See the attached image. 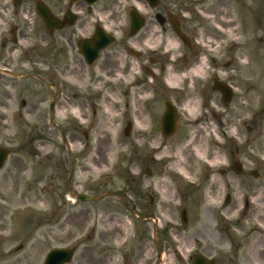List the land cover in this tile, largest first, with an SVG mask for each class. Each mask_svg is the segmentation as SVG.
Here are the masks:
<instances>
[{
  "label": "flooded vegetation",
  "instance_id": "obj_1",
  "mask_svg": "<svg viewBox=\"0 0 264 264\" xmlns=\"http://www.w3.org/2000/svg\"><path fill=\"white\" fill-rule=\"evenodd\" d=\"M118 1L90 5L71 0H0V124L13 122L4 130L19 136L22 118L43 121L53 116L55 108L63 106L69 78L83 82L86 69L96 99L97 84L102 82L127 96L119 91L120 85L126 86L123 79L128 81L126 88L138 95L151 93L153 97L140 110L150 174L168 172L177 160L175 149L185 165L192 167L197 157L208 164L197 183L205 186V199L195 205L197 251L191 264L199 254L212 264H264V119L260 106L249 107L245 84L249 90L255 86L252 70L239 71L238 78L204 47L208 28L200 12L219 16V8L215 12L216 5H193L188 19L179 5L164 6L162 11L141 5L137 9L142 27L133 34L130 14L136 7L117 5ZM169 15L179 23L180 35L174 32ZM99 27L112 43L88 65L83 53L87 47L97 50ZM167 28L173 35L165 43ZM203 61L198 72L195 69ZM223 87L228 91H221ZM167 118L172 121L169 125ZM215 126L221 144L209 137ZM17 150L18 154L23 147ZM165 150L169 157L162 155ZM216 160L224 166L217 171ZM11 171L15 176V169ZM199 241L205 242L200 251Z\"/></svg>",
  "mask_w": 264,
  "mask_h": 264
},
{
  "label": "rangeland",
  "instance_id": "obj_2",
  "mask_svg": "<svg viewBox=\"0 0 264 264\" xmlns=\"http://www.w3.org/2000/svg\"><path fill=\"white\" fill-rule=\"evenodd\" d=\"M112 1L102 0L99 5ZM140 4L145 2L119 0L117 5ZM175 5L184 7L188 19L193 5H216L214 11L221 9L219 16L200 12L207 22L208 55L238 78L239 71L252 70L255 86L249 90L245 84L252 103L249 107L260 106L264 119V0H162L157 10ZM224 16L234 21L233 38L222 37L217 30ZM163 34L165 43L170 42L172 32L167 28ZM243 76L251 78L246 73ZM88 78V69L81 83L69 78L70 87L62 100L63 113L57 110L53 121L22 118L20 135L14 137L13 131L4 130L10 125L8 121L0 124V146L15 151L17 146L23 147L18 153L20 160L12 157L0 171V264H43L50 250L66 246L77 247L69 264H191L190 258L197 251L195 205L205 199V186L197 183L207 162L197 157L192 167L185 165L175 149L177 160L170 164L168 172L154 171L148 177L140 110L153 95H138L135 89L126 88L128 81L123 79L126 86L118 85L119 91L127 92V96L102 82L97 84L96 99V89ZM74 84L77 88L71 86ZM76 107L79 114H75ZM130 116L135 128L127 137L123 130ZM209 137L222 143L216 126ZM76 141L78 145L72 150ZM261 145L264 146V124ZM99 154L106 157L102 171L79 177L84 167H94ZM169 154L165 150L162 155ZM22 161L33 163L25 167ZM183 166L185 170L181 172ZM220 167L224 166L214 161L213 169ZM14 169L15 176H11ZM76 193L96 199L77 200L73 196ZM184 209L187 225L181 218ZM79 214L90 216L89 224L85 225L87 217ZM112 216L128 224L123 239L105 232V222ZM80 217L85 218L82 225L77 220ZM204 243L199 241L198 251ZM21 244L23 249L16 251Z\"/></svg>",
  "mask_w": 264,
  "mask_h": 264
},
{
  "label": "bare ground",
  "instance_id": "obj_3",
  "mask_svg": "<svg viewBox=\"0 0 264 264\" xmlns=\"http://www.w3.org/2000/svg\"><path fill=\"white\" fill-rule=\"evenodd\" d=\"M219 12L221 13V11L219 10ZM226 13V11H225ZM215 17V16H214ZM234 23V21L228 17H222L220 19V22L217 23V30L221 33L222 37H224V35L226 36H230L231 38H233L234 36V32L236 31V29L233 28L232 24ZM218 42V41H217ZM204 61L200 62V65L198 67H196L195 70H197L198 72L200 71V69L204 66ZM60 113H63V108L60 110ZM75 113L79 114V109L76 108L75 109ZM78 145V141L72 143L71 149H75ZM106 164V157L105 155H101L99 154V156H97V163H95L94 167L92 168H88V167H84L82 169V171L80 172L81 174H79V177H81V175H88V174H99L100 171H102L103 167ZM84 215V217H87L88 221L85 225L89 224L90 221V216L85 215V214H79L78 216H82ZM84 217H80L78 218V222L79 224L82 225V223H84L85 218ZM108 223V227L105 228V232L106 233H113L117 238L119 239H123V237L126 235V233L128 232V224L126 221L120 220V218L118 219L117 216H112L109 217L108 220L105 222ZM113 259V256L110 257V260Z\"/></svg>",
  "mask_w": 264,
  "mask_h": 264
},
{
  "label": "water",
  "instance_id": "obj_4",
  "mask_svg": "<svg viewBox=\"0 0 264 264\" xmlns=\"http://www.w3.org/2000/svg\"><path fill=\"white\" fill-rule=\"evenodd\" d=\"M94 1V0H93ZM149 2H151L152 5L157 4L155 3L157 0H148ZM135 25L139 26L140 23H137L135 20ZM167 123H168V118L166 119ZM171 119L169 118V123L168 125L171 123ZM166 123V125H167ZM7 152L6 151H1L0 153V167L3 164V161L5 159ZM79 198H84L79 196ZM72 256V251L71 250H66V249H56L53 250L49 253L47 261L45 264H64L68 261H70ZM197 262L201 263V264H208L207 263V259L203 256H200L199 258L196 259Z\"/></svg>",
  "mask_w": 264,
  "mask_h": 264
}]
</instances>
